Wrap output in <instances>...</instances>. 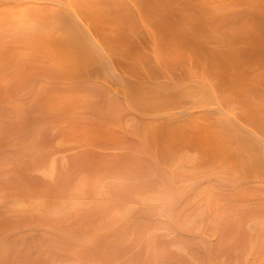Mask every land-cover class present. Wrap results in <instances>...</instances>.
Returning a JSON list of instances; mask_svg holds the SVG:
<instances>
[{
	"label": "bare ground",
	"instance_id": "6f19581e",
	"mask_svg": "<svg viewBox=\"0 0 264 264\" xmlns=\"http://www.w3.org/2000/svg\"><path fill=\"white\" fill-rule=\"evenodd\" d=\"M0 264H264V0H0Z\"/></svg>",
	"mask_w": 264,
	"mask_h": 264
}]
</instances>
